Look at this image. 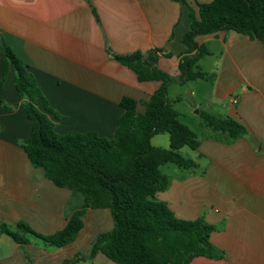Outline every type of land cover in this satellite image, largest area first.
I'll list each match as a JSON object with an SVG mask.
<instances>
[{
    "label": "crops",
    "instance_id": "crops-1",
    "mask_svg": "<svg viewBox=\"0 0 264 264\" xmlns=\"http://www.w3.org/2000/svg\"><path fill=\"white\" fill-rule=\"evenodd\" d=\"M210 1L0 0V36L62 116L54 119L56 132L94 131L110 138L123 112L120 98H134L142 113V102L160 82L139 81L107 50L130 54L160 48L169 56L161 55L157 68L176 78L186 51L182 37L188 29V6L196 11L198 3ZM195 41L208 50L198 64L210 78L179 85L190 98L204 95V105L195 104L196 113L231 117L246 132L228 138L204 126L208 130L186 157L195 166L165 173L168 184L155 196L176 217L202 215L214 227L209 240L222 255L198 256L188 264H264V44L233 30L197 35ZM2 58L0 44V74ZM13 77L9 67L0 89L4 101L17 103L11 110L0 108V220L24 221L48 235L65 226L83 198L54 185L41 167L30 164L19 141L28 137L31 122ZM201 80L209 81V92L201 94L192 84ZM82 223L75 239L61 247L36 240L18 244L0 234V264H59L76 254L85 256L96 235L113 225L108 208H86ZM79 264L117 263L97 252Z\"/></svg>",
    "mask_w": 264,
    "mask_h": 264
},
{
    "label": "trees",
    "instance_id": "trees-1",
    "mask_svg": "<svg viewBox=\"0 0 264 264\" xmlns=\"http://www.w3.org/2000/svg\"><path fill=\"white\" fill-rule=\"evenodd\" d=\"M188 19V29L182 37L186 51L179 58L176 78L157 68L158 58L169 56L162 54L160 48L130 54L107 50L110 57L130 68L139 81L160 82L142 102V113L136 110L134 98L125 95L120 98L123 112L110 138L94 131L56 132L54 119L62 116L50 107L27 65L0 36L3 52L0 89L11 67L14 88L31 122L28 137L19 144L30 164L41 167L48 180L58 187L77 191L83 198V205L73 212L65 226L51 234L37 233L24 221L11 224L2 220L0 234L18 244L36 240L45 247H61L75 239L86 208H108L112 228L96 235L85 256L76 254L59 264H79L97 252L117 264H188L198 256L217 259L222 255L209 240L214 227L202 215L195 219L178 218L155 196L168 184L161 165L194 167L195 162L182 156L179 150L183 146L195 149L199 142L196 134L178 119L167 88L172 82L185 84L210 78L198 64L208 50L195 41L197 35L233 30L264 44V0L198 3L196 11L188 6ZM16 105L0 96L1 109L11 110ZM198 113L202 125L218 135L236 138L246 132L231 117L202 110ZM158 133L168 135L167 148L150 143L151 137Z\"/></svg>",
    "mask_w": 264,
    "mask_h": 264
},
{
    "label": "rangeland",
    "instance_id": "rangeland-1",
    "mask_svg": "<svg viewBox=\"0 0 264 264\" xmlns=\"http://www.w3.org/2000/svg\"><path fill=\"white\" fill-rule=\"evenodd\" d=\"M210 60L211 59H207V62L209 63ZM192 82H193L192 84L195 85V88L201 91V94H204L205 91L209 92L211 90V85L209 81L201 80L199 81L200 83H197L196 81H192ZM176 94H180L181 99L175 101L174 95ZM167 95L170 101L174 99L172 107L176 109V111H178L179 120L185 125H187L192 131H194L197 137H201L204 134V130H206L207 128L205 129V127L201 123V117L199 116L198 113L195 112V110L197 109L195 107V104L200 103L204 105L205 103V99L203 98L204 95L198 98L197 97L190 98V96L184 93L183 87L175 82H172L168 85ZM150 143L154 146L167 148L169 143L168 135L165 133L154 134L150 139ZM179 151L180 154L184 157H191L194 152L193 149L189 148L188 146H183L182 148H180ZM161 169L167 175H169L173 170H183L176 167L172 163H165L161 165Z\"/></svg>",
    "mask_w": 264,
    "mask_h": 264
},
{
    "label": "water",
    "instance_id": "water-1",
    "mask_svg": "<svg viewBox=\"0 0 264 264\" xmlns=\"http://www.w3.org/2000/svg\"><path fill=\"white\" fill-rule=\"evenodd\" d=\"M195 112H197V110H195Z\"/></svg>",
    "mask_w": 264,
    "mask_h": 264
}]
</instances>
